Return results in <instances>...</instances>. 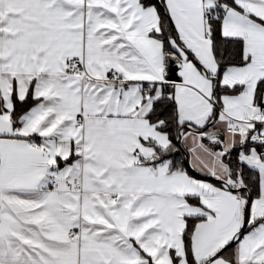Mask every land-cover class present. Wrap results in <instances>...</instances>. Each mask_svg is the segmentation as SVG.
<instances>
[{
    "label": "snow or ice",
    "instance_id": "snow-or-ice-1",
    "mask_svg": "<svg viewBox=\"0 0 264 264\" xmlns=\"http://www.w3.org/2000/svg\"><path fill=\"white\" fill-rule=\"evenodd\" d=\"M0 264H264V0H0Z\"/></svg>",
    "mask_w": 264,
    "mask_h": 264
}]
</instances>
